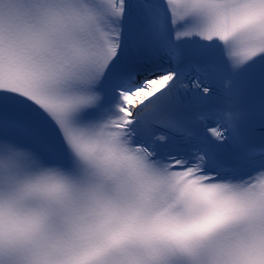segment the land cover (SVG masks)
Instances as JSON below:
<instances>
[{"label": "snow or ice", "instance_id": "6c2138e0", "mask_svg": "<svg viewBox=\"0 0 264 264\" xmlns=\"http://www.w3.org/2000/svg\"><path fill=\"white\" fill-rule=\"evenodd\" d=\"M0 264H264V0H0Z\"/></svg>", "mask_w": 264, "mask_h": 264}]
</instances>
